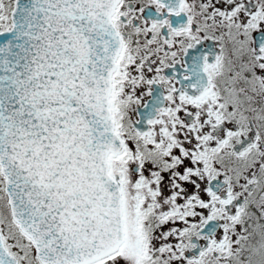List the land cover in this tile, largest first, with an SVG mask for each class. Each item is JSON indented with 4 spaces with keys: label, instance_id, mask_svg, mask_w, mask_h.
Returning a JSON list of instances; mask_svg holds the SVG:
<instances>
[{
    "label": "snow or ice",
    "instance_id": "snow-or-ice-1",
    "mask_svg": "<svg viewBox=\"0 0 264 264\" xmlns=\"http://www.w3.org/2000/svg\"><path fill=\"white\" fill-rule=\"evenodd\" d=\"M0 264H264V0H0Z\"/></svg>",
    "mask_w": 264,
    "mask_h": 264
}]
</instances>
